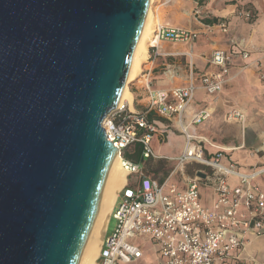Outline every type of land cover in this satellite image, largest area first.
I'll use <instances>...</instances> for the list:
<instances>
[{
  "label": "water",
  "instance_id": "obj_1",
  "mask_svg": "<svg viewBox=\"0 0 264 264\" xmlns=\"http://www.w3.org/2000/svg\"><path fill=\"white\" fill-rule=\"evenodd\" d=\"M148 0H0V264H79Z\"/></svg>",
  "mask_w": 264,
  "mask_h": 264
},
{
  "label": "built area",
  "instance_id": "obj_2",
  "mask_svg": "<svg viewBox=\"0 0 264 264\" xmlns=\"http://www.w3.org/2000/svg\"><path fill=\"white\" fill-rule=\"evenodd\" d=\"M160 1L167 4L171 0ZM238 15L244 19L252 16L249 11H239ZM217 27L223 32L227 30L225 22H219ZM198 34L169 23L155 25L154 42L147 51L148 73L156 59L167 54L160 51L162 42L191 44ZM239 51L243 59H249L248 50ZM228 61V53L223 49H214L208 57L209 64L221 70ZM225 81L223 71L206 72L201 76V87L214 94ZM144 89L145 111L125 101L109 110L102 120L106 138L120 155L125 183L117 193L108 219V223L114 220V226L107 232V223L95 264H133L143 256L146 244L155 247L156 264H264V255L262 259L242 255L247 236L264 235V167L242 171L231 160L222 162L223 150L205 157L201 138L195 142L197 137L187 133L188 125L183 120L196 89L191 74L186 85L170 89L152 88L146 77ZM148 112L177 118L186 142L175 163H198L209 172L197 170L194 176L184 179L185 185L180 188L169 177L162 182L150 178L139 163L125 159L123 150L133 143L142 144L144 158L156 157L150 139L157 127L148 121ZM209 116V109H201L192 116L190 124H199ZM227 118L242 122L244 115L232 109ZM229 176L238 183L229 184ZM201 186L213 189L209 205L202 201Z\"/></svg>",
  "mask_w": 264,
  "mask_h": 264
},
{
  "label": "crops",
  "instance_id": "obj_3",
  "mask_svg": "<svg viewBox=\"0 0 264 264\" xmlns=\"http://www.w3.org/2000/svg\"><path fill=\"white\" fill-rule=\"evenodd\" d=\"M200 1L202 5L197 6ZM184 4L187 6V9L182 11L185 20L181 25H172L197 31L198 37L191 44L172 43L184 46L179 51L171 50L172 48L167 46L169 42H162L160 51L167 54L159 56L155 66L167 61H170V64H167L169 68L166 71L156 76L155 84L151 87L170 89L174 86H184L189 82L191 74L196 89L183 120L184 124L188 125L187 133L197 137L195 142L201 138L205 157L210 158L217 151L223 150L222 162L228 163L231 160L242 171L264 167V158L252 154L254 149L264 143V0H189ZM197 9L204 17L205 13H208L214 18L207 19L195 15L199 12ZM173 10L174 13H179L178 7ZM239 11L251 12V18L246 19L249 22L238 15ZM219 21L227 24L225 32L215 27V23ZM242 48L249 51V59L240 56L239 50ZM214 49H223L228 53L229 61L223 70L208 62V57ZM219 70L223 71L226 81L218 93L210 94L201 87V76L206 72ZM144 83L139 85L138 81L133 80L127 86L132 97L130 105L132 104L133 108L140 106L137 110L142 111L147 107ZM201 109H209L210 116L199 124L191 125L192 116ZM232 109L241 111L244 119L245 114L247 115V123L243 129L235 123L237 121H226V114ZM146 116L148 121L157 127V132L150 139V147L156 156L154 158L162 162H165L164 159L175 161V157L183 152L186 142L177 118H165L154 112H148ZM228 125L234 127V135L230 132L233 127ZM230 135L235 140H217V137ZM145 161L146 158L144 162L139 163L141 167L145 166ZM187 164L198 166L193 175L187 177L194 176L199 169L209 172V169L199 166L198 163L174 162L173 170L163 180L169 177L170 182H175L178 187L183 188L184 179L187 178L184 173ZM177 172L182 176L179 180L174 178ZM143 173L148 175L144 169ZM227 180L231 185L238 183L232 176L227 177ZM259 180L263 181L262 178ZM200 192L203 203L210 204L214 196L213 189L210 186H201ZM242 255L262 259L264 235L247 236ZM133 264H156L155 247L144 245L143 256Z\"/></svg>",
  "mask_w": 264,
  "mask_h": 264
},
{
  "label": "bare ground",
  "instance_id": "obj_4",
  "mask_svg": "<svg viewBox=\"0 0 264 264\" xmlns=\"http://www.w3.org/2000/svg\"><path fill=\"white\" fill-rule=\"evenodd\" d=\"M152 0H148L146 4L145 15L142 21L140 32L136 38L133 53L127 70L126 79L122 88L121 98L119 104L127 101L131 103V94L128 91V83L142 74V63L146 61L148 47L147 44L154 42V35L152 30V21L155 19L153 28L155 25L162 24L151 13L150 3ZM148 45V46H149ZM131 106V105H130ZM125 183V171L120 164V155L115 160L110 174L109 182L96 214V217L91 226L85 247L83 249L79 264H95V258L98 255L100 247V239L104 235V230L108 223L112 205L115 201L118 189H120ZM102 240V239H101ZM100 243V244H99Z\"/></svg>",
  "mask_w": 264,
  "mask_h": 264
},
{
  "label": "rangeland",
  "instance_id": "obj_5",
  "mask_svg": "<svg viewBox=\"0 0 264 264\" xmlns=\"http://www.w3.org/2000/svg\"><path fill=\"white\" fill-rule=\"evenodd\" d=\"M187 1L189 2V0H171L167 4H162V2L160 0H152L151 3H150V8H151L150 10H151V13L154 16V18H156V20H158L161 23H169L171 25L172 24L181 25L182 21L185 20L184 18H186L185 17V14H183L182 11H184V9H187V6L184 4V2H187ZM200 5H202V2L201 1L198 2V5L197 6H200ZM174 7H178L179 8V13H174V10H173ZM195 15H201L202 18H207V19L214 18L212 14H208V13H205V17H204V15L200 13V11L198 13H196ZM245 21H248V20L245 19ZM154 22H155V19H153V21L151 23L152 30H153ZM219 22H221V21H219ZM219 22H216L215 23L216 24L215 27H217V24ZM162 44L163 43L160 44V50H161V45ZM148 45L149 44H147V47H148ZM167 46L169 48L171 47L172 48L171 50H175V51H179V50L182 49V47H184L181 44H172V43L170 44V42H169V44H167ZM167 62H163L164 64H162L160 66H157V67L155 66V63H154V65L151 67V70H150L151 72L148 73V70L147 69L148 68L150 69V65H148L146 63V61H144L142 63V66H141V68H142V74L139 77H137L136 79H134V81H138L139 85H143V83L145 82V78L147 77L148 80L151 81L150 85L154 86L155 81L157 79L156 76L158 74L166 71L167 68H169L167 66V64H170L169 63L170 61H167ZM146 74H147V76H146ZM130 82L128 83V85L130 84ZM135 108L136 109H140V106H137L136 105ZM227 114H226V117H225L226 121L232 122V123L235 122L233 120H228ZM235 123H238L241 126V128L243 129V127L247 123V115L245 114V119L242 122H235ZM228 126L229 127H233V126H230V125H228ZM230 130H231L230 131L231 134L234 135V133H235L234 127L232 129H230ZM231 139L232 140H235L232 135H230V136H223V137H217V140H221L223 142H226V141L231 140ZM263 146H264V143H262L258 148L254 149L253 152H252V154L253 155L254 154H258V156L264 158V148H263ZM261 148H263V149H261ZM258 149H261V151L257 152L256 150H258ZM129 151H132V147L129 148ZM150 159H151L152 170L150 169V171H146L144 169V171L148 175L152 176L153 178L160 179L163 176L166 177L173 170V168H174V162H175L174 160L164 159L165 162H162V160H160V159L158 160V158L152 157ZM199 166H201V165H199ZM158 167H160V169ZM195 168H198V166L195 165V164H187L185 166V169H184V173H185L186 177L193 175V171H194ZM166 173H167V175H166ZM131 178H134V176H131ZM174 178L179 180V179L182 178V176L177 172V173L174 174ZM113 226H114V220L111 219L109 221V223H108L107 232H110L112 230ZM101 239H100V243H101ZM146 245H150V244H146Z\"/></svg>",
  "mask_w": 264,
  "mask_h": 264
},
{
  "label": "trees",
  "instance_id": "obj_6",
  "mask_svg": "<svg viewBox=\"0 0 264 264\" xmlns=\"http://www.w3.org/2000/svg\"><path fill=\"white\" fill-rule=\"evenodd\" d=\"M132 147V151H129V148ZM123 157L127 160H130L134 163H140V162H144V157L142 155V144L140 143H133L131 145H129L128 147H126L123 150ZM152 158V157H150ZM150 158H146L145 161V166H142V169H145L146 171H150V169L152 170V165H151V159ZM160 169V167H158ZM167 175V173H166ZM165 178V176L161 177L159 180L162 181Z\"/></svg>",
  "mask_w": 264,
  "mask_h": 264
}]
</instances>
